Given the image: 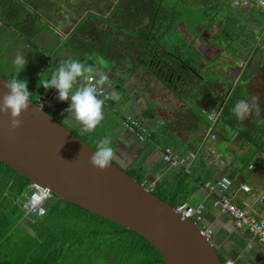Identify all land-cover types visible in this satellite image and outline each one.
<instances>
[{"label":"crops","instance_id":"obj_1","mask_svg":"<svg viewBox=\"0 0 264 264\" xmlns=\"http://www.w3.org/2000/svg\"><path fill=\"white\" fill-rule=\"evenodd\" d=\"M220 2L221 4L224 2L233 4L234 1L217 0L210 7L218 10L217 21L220 26L225 24L227 17L228 19L242 18L238 12L231 17L228 16V11H220ZM242 8H246L248 15H251L250 19L256 15V18L259 17L264 21V8L259 7L256 0H253L251 5ZM255 8H258L256 11L259 12H256ZM257 25V29L260 28L259 26H264L261 23ZM262 32L264 34V27ZM257 36H253L255 42L246 43V45L250 44L251 49L238 52L244 56L246 63L244 66L240 65L231 74L230 85L227 77H223L216 80L209 90H202L204 98L198 102L204 113L216 105H219L218 109L222 105L224 106L241 84L245 86L246 99L249 98V87L253 91L261 85L264 87V83L259 82L260 80L264 81V51L259 54L262 42L258 40ZM122 39L123 37L121 41ZM125 42L126 39L123 40V43H86L85 52L76 54L78 57L71 56L65 51L64 56L60 54L59 50L66 43H59L61 46L59 49H56L55 46L52 49L49 48V54L55 64L54 68L61 61L72 57V59L80 60L94 71L102 70L108 76V81L103 85L109 96L107 99H103L104 119L93 132H82L79 123L71 117L68 118L69 113L65 110L70 106V100L60 102L57 106L53 104V107L49 101L50 105L47 106L61 114L64 125L69 129L74 127L79 137L92 135L96 137L98 144L102 139L109 138L113 149L116 147L114 157L134 165L135 172L131 176L144 185H149L152 191H158L172 206H178L184 202L195 206L204 204V215L198 223L201 222L205 227L204 230L210 233L221 258L232 260L234 264H264V243L260 242L247 229L238 227L233 218L223 215L213 205V201L219 195L216 183L222 176H227L233 181L232 194L237 198V202L256 214L257 217L262 216L263 210L259 197L264 194V147L256 149V154L253 150L248 152L249 165L233 166L230 164L222 169L221 164L230 161L232 156H226L213 145L209 149L203 148L204 144L201 145L198 139L204 136L206 142L208 138H211L212 128L210 127L207 131V125L202 115L199 112L191 111L184 103L186 99L184 94L171 88L166 80L158 75L157 67H154L155 62L154 64L150 62V65L148 63L152 58L155 57L154 61H156L160 56L163 60L166 59L165 61H171L162 56L166 54L167 50L163 51L160 43ZM181 60L179 58L178 64L176 63L178 60H175V63L177 67L179 64L182 65V72L185 75L183 69L185 64H182ZM206 63H210V60ZM246 65L247 70H244ZM252 65L253 67H251ZM263 87L261 88L264 89ZM54 92H56L55 89L51 94H48L50 99ZM124 98H128V100L124 101ZM152 101L154 103H150ZM260 107L263 114L248 118L254 125L260 121L264 122V99L260 100ZM126 116H132L145 125L151 133L150 139L140 142L135 134L126 129L123 125ZM246 120L239 121L236 126L219 120L214 126L217 140L225 142L228 148L236 144L239 151H245L243 141L246 136L241 128L247 126ZM221 123L226 124L228 129L225 127L219 129L218 125ZM106 127H109V132L105 130ZM165 130L169 131V137L164 134ZM155 135L159 136V139H156ZM174 139L182 144V148H175ZM166 147L172 148L177 163L164 161ZM211 148L216 149V154H212ZM246 167L248 170L245 169ZM183 178L187 181L188 188L184 187L186 191L181 197L179 192L184 188L177 191L175 189L176 182ZM208 183H211L213 187L208 186ZM243 185L250 186L251 190L244 191ZM180 187L179 185L178 188Z\"/></svg>","mask_w":264,"mask_h":264},{"label":"trees","instance_id":"obj_2","mask_svg":"<svg viewBox=\"0 0 264 264\" xmlns=\"http://www.w3.org/2000/svg\"><path fill=\"white\" fill-rule=\"evenodd\" d=\"M32 1L0 0L2 41H8L15 30L30 34L38 42L47 23L52 28V24L66 25L67 30L78 19L70 37L61 39L63 43H73L77 49L86 43H123L125 39V43H151L160 34L166 16H170L163 0H119L110 13L103 9L107 1L83 0L79 2L82 8L75 10L78 14L75 20L67 13L73 0H49L38 10L30 6ZM99 2L103 13L89 11ZM56 12L60 17H55ZM40 94L31 97L32 101L39 104ZM246 96L245 86L239 85L221 108L219 120L238 125L232 108ZM246 121L247 126L241 128L246 139L255 150L263 148L264 122L254 125L251 120ZM33 191L29 178L0 161V264H166L143 236L56 195L46 201L44 215H29L27 207ZM153 193L167 201L158 191ZM222 261L226 262L223 258Z\"/></svg>","mask_w":264,"mask_h":264},{"label":"water","instance_id":"obj_3","mask_svg":"<svg viewBox=\"0 0 264 264\" xmlns=\"http://www.w3.org/2000/svg\"><path fill=\"white\" fill-rule=\"evenodd\" d=\"M154 60L149 65L155 62L158 75L183 93L187 81L175 61ZM6 80L0 73V96L7 91ZM21 120V128L12 131L10 117L0 114V161L29 178L32 186L48 188L60 199L143 236L166 264H224L198 223L112 161L106 170L94 168L89 160L95 149L39 104L30 101Z\"/></svg>","mask_w":264,"mask_h":264},{"label":"rangeland","instance_id":"obj_4","mask_svg":"<svg viewBox=\"0 0 264 264\" xmlns=\"http://www.w3.org/2000/svg\"><path fill=\"white\" fill-rule=\"evenodd\" d=\"M73 1V4H71L72 7L67 10V13H70V17L75 20L77 18L75 15H78L76 13L77 9L82 8L79 6V2L83 0ZM89 1L91 2V0ZM105 1L108 3H103V9L106 10L105 8H107V12L110 13L115 8L119 0H104V2ZM46 2H49V0H33L31 3L33 6H30L33 9L38 10L43 5V3ZM57 2H60V0ZM92 2L94 1L92 0ZM101 2H99L100 4L98 3V6L94 5L96 8L90 7L92 9L89 8V11L91 10L92 12H96L98 14L103 13L104 10H100ZM216 2L217 0H163V7H167V9H169L167 11L170 13V16H166V22L163 24L160 34L156 36V40H152L151 42L160 43V45L163 47V51L167 50L166 54H163L162 56L171 61L178 60L177 62L175 61L177 64L179 62V58H181L182 60L180 62L182 64H187V66L191 68V71L186 70L184 72V76L186 78H183L187 81V85L183 89V94L186 97L184 103L188 105L191 111L199 112L202 115L207 125V131H209L212 123V121L209 119V114L213 109L217 110L219 105L214 106L213 109L204 113L198 102L199 100L202 101V98H204L202 90H209L212 85H214L216 80L223 77H227L228 84L230 85L231 82L229 77L231 74L235 72V70L238 69L240 65L244 66L246 63L244 56L238 52H241V50L246 51L247 49H251L250 44L246 45V43H251L252 41L255 42L253 36L258 35V40L262 42V48L260 49L259 54H262L264 51V34L262 32V28L264 26H259L260 28L257 29V24L261 23L264 25V21L259 17L256 18V15L250 19L249 16L251 15H248L246 8H242V6L237 7L233 5L234 3L232 4V2L229 4L228 2H224L222 4L220 2V11H228V16L233 17V14H236V12L242 15V18L236 17L228 19L227 17L225 24L220 26L219 22L217 21L218 10L216 8H210ZM257 9L258 8H255L254 10L256 11ZM86 10L87 9H85V11ZM85 11H83V13H85ZM54 14L56 18L60 17L57 12ZM37 21L39 22L40 18H38ZM44 21L45 23L47 22V20ZM157 21L160 23V19ZM162 21L164 22V20ZM77 22L78 19L72 22L71 25L67 27V30H64L66 25L55 26V24H52L54 28L53 29L47 23V29L43 32V34H41V37L38 38V42L32 40L30 34H24L22 32L16 33L15 30L12 31V35L9 36L8 41H2L0 38V71L6 76L7 79L19 74V79L26 80L28 82L29 91L32 93V97L34 98H36V96L38 97L40 92L51 94L54 89L45 90L43 87H41V85H39L41 77L44 79L50 75L49 73H45L44 76H42V74L48 69L54 68L55 66L49 54V48L51 46H55L56 49H59L61 47L59 43H63V40L70 37V34L76 28ZM1 25L2 24L0 23V27ZM55 32L58 33L61 38H58V35H56ZM44 43L46 44L43 46ZM64 51L65 53H70L71 56L78 57L76 53L83 54L85 52V47L77 49L73 47V43H66L62 49L59 50L62 56H64ZM17 54H21L26 59H28L25 69L20 73H18V69L13 64V60ZM209 60L210 63H206ZM178 67L179 70L182 71V65L179 64ZM251 67H253V65ZM42 69H44V71H42ZM244 70H247V65ZM259 82L264 83V81L261 80ZM261 87H263V85L256 87L254 91L250 90L249 87V98L252 96H258L259 100H263L264 89ZM251 91H253V93H251ZM57 96L58 93L56 91L50 99L52 107L53 104L57 106V104L59 105L61 102L57 99ZM127 100L128 98H124V101ZM150 103L154 102L152 101ZM52 107L43 106L41 108L46 110L47 113L51 114L53 117H55V119L64 125L61 114L52 110ZM218 127L219 129L224 127L228 129L224 123H221V125H218ZM70 129L73 130L75 134H77V131H75L74 127L73 129ZM105 130L109 132L110 129L109 127H106ZM160 131L161 129L158 130L159 133ZM164 134H167L169 137V131L165 130ZM80 138L87 142V144H89L94 149H96L99 145L97 143L96 137L92 135L84 137L80 136ZM155 138L159 139V136L155 135ZM173 141H175L173 143L175 144V148H182V144H179L177 139H174ZM198 141L201 143V145L204 144L203 148L209 149L210 146L213 145L226 156H232L230 161H226L224 164H221L222 169L225 168L226 165L230 166V164H233V166L241 164L245 166L249 165V157L247 155L248 152L253 150L256 154L255 149L250 144L248 139L243 141L245 151H239L236 144L228 148L226 147L225 142L220 140H211V138H208L205 142L204 136L199 138ZM114 149H116V147ZM112 162L130 175L134 174L135 172L134 165L127 163V161H121L120 159L113 157ZM245 169L248 170V167ZM168 185L171 186L169 183ZM179 185L181 186L180 188H178ZM146 186L149 188V185ZM185 186L188 188L187 181L183 178L182 180L176 182L175 191L180 190ZM185 191L186 188L181 190L179 192V196H184ZM49 198H52V194L49 196ZM174 207L176 208L177 206ZM198 226L205 229L201 222L198 223Z\"/></svg>","mask_w":264,"mask_h":264},{"label":"clouds","instance_id":"obj_5","mask_svg":"<svg viewBox=\"0 0 264 264\" xmlns=\"http://www.w3.org/2000/svg\"><path fill=\"white\" fill-rule=\"evenodd\" d=\"M264 3V0H261ZM28 63L23 55L17 54L13 64L22 72ZM50 75L40 80L45 90L55 89L57 99L61 102L71 101L65 110L69 117L80 125L85 133L93 132L104 119V100L100 98L98 89L106 84L108 76L100 69L93 70L77 59L61 61L55 68L45 71ZM18 75L6 80L4 87L7 91L0 96V114L10 117V129L15 131L22 126V114L27 112L32 101V93L26 80ZM232 114L239 121L250 116H260L261 107L258 96L238 100L232 108ZM66 120V119H65ZM114 157V149L109 138L99 142L98 147L90 157V164L98 170H106Z\"/></svg>","mask_w":264,"mask_h":264},{"label":"built area","instance_id":"obj_6","mask_svg":"<svg viewBox=\"0 0 264 264\" xmlns=\"http://www.w3.org/2000/svg\"><path fill=\"white\" fill-rule=\"evenodd\" d=\"M236 6L246 7L251 5L253 0H233ZM259 7L264 8V3L261 0H256ZM99 96L102 99H107L109 96L106 89L102 86L98 89ZM50 98L48 93L42 92L39 96L38 103L41 107L50 105ZM223 107V105H222ZM213 109L209 114V119L211 123V140H217V135L214 133V126L218 123L221 108ZM123 125L126 129L136 135L140 142H145L151 137V133L148 128L143 125L139 120L133 118L132 116H126L123 120ZM212 154H216V149L211 148ZM164 161L168 163H177L175 159L173 150L171 147L165 148ZM182 162V160H181ZM211 186V183L207 184ZM216 186L219 190L218 197L213 201V205L217 208L223 215L230 216L233 218L238 227L247 229L253 236H255L260 242L264 243V194L259 197V201L262 205L263 214L259 218L256 214H253L246 207L237 202V198L232 194L233 181L227 177L222 176L219 181H217ZM34 191L28 201L27 211L29 215H44L46 212V201L48 200L51 192L48 188H44L39 185H35ZM242 189L249 192L250 186L243 185ZM176 210L183 214L184 217L192 219L194 222L198 223L202 220L205 210V205H191L189 203H180ZM209 236L210 233L206 232ZM224 264H234L232 260H226Z\"/></svg>","mask_w":264,"mask_h":264}]
</instances>
